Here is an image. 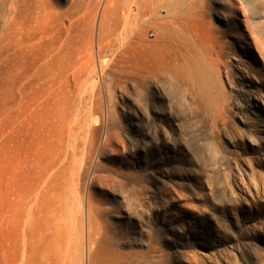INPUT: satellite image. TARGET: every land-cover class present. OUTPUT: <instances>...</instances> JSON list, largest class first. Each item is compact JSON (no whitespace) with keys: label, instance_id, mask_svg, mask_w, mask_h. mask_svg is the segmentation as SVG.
I'll return each instance as SVG.
<instances>
[{"label":"rangeland","instance_id":"1","mask_svg":"<svg viewBox=\"0 0 264 264\" xmlns=\"http://www.w3.org/2000/svg\"><path fill=\"white\" fill-rule=\"evenodd\" d=\"M251 41L264 53V0H0V256L31 263L1 223L30 173L60 210L48 264L107 244L119 264H264ZM178 55L206 60L215 89L180 79Z\"/></svg>","mask_w":264,"mask_h":264},{"label":"bare ground","instance_id":"2","mask_svg":"<svg viewBox=\"0 0 264 264\" xmlns=\"http://www.w3.org/2000/svg\"><path fill=\"white\" fill-rule=\"evenodd\" d=\"M248 46L251 48L250 56L255 62L257 61L256 63L264 61V53L261 52L262 49L260 50L258 42L251 41ZM181 56L177 61L180 63L177 71L180 79L197 81L202 90L213 91L216 81L214 75L204 64L207 61H202L200 58L185 59V56ZM212 62L218 63L216 69L219 72V61ZM59 211L56 197L51 195L48 176L37 186L30 173H26L23 180L13 178L7 184L1 202V223L12 228L16 239L18 237L23 239L25 249L31 257L30 264H48V222L50 217L57 221ZM5 248V243L0 241V250L5 251ZM101 248L89 252L87 264H119L115 246L107 244ZM104 252L106 253L103 256ZM0 264L10 263L0 256Z\"/></svg>","mask_w":264,"mask_h":264}]
</instances>
